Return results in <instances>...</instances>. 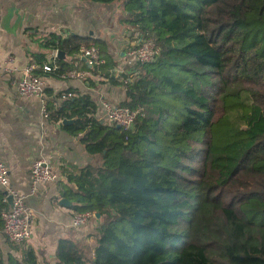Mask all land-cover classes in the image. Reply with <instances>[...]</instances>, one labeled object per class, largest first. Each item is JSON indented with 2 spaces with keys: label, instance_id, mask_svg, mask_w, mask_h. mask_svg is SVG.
Instances as JSON below:
<instances>
[{
  "label": "trees",
  "instance_id": "trees-1",
  "mask_svg": "<svg viewBox=\"0 0 264 264\" xmlns=\"http://www.w3.org/2000/svg\"><path fill=\"white\" fill-rule=\"evenodd\" d=\"M118 1L119 21L159 45L153 60L126 66L137 69L128 81L99 49L96 66L77 57L97 40L44 34L41 48L72 57L49 71L46 52L30 53L35 73L59 77L75 59L122 84L120 104L137 108L123 129L95 116L88 92L44 99L47 118H73L61 127L99 155L58 181L73 211L101 221L85 242L59 238L53 264H264V0ZM8 207L0 190V212ZM7 242L21 246L6 264H37L31 247Z\"/></svg>",
  "mask_w": 264,
  "mask_h": 264
},
{
  "label": "crops",
  "instance_id": "crops-1",
  "mask_svg": "<svg viewBox=\"0 0 264 264\" xmlns=\"http://www.w3.org/2000/svg\"><path fill=\"white\" fill-rule=\"evenodd\" d=\"M120 9L118 0H0V160L7 168L8 181L7 190L2 186L0 190L5 196L9 189L24 195L31 223V236L24 246L34 250L37 264L54 263L59 238L85 242L99 225L101 218L94 213L84 224L72 226L70 205L58 203L60 197H65L60 195L58 185L59 180L65 179L64 170L70 165L98 163L99 155L88 153L78 134L72 135L59 122L44 117L40 98L18 94L16 82L30 62L31 52L44 51L46 58L50 57L52 49L41 48L39 40L51 31L97 40L100 53L108 54L114 67L137 33L119 21ZM64 55V60L71 61V56ZM72 62L80 68L75 59ZM41 74L45 99L67 87L88 92L96 104L95 116L102 121L100 100L120 104L125 98L122 84L92 73L80 79ZM37 157L46 158L58 178L37 183L31 190L29 169ZM1 230L0 227V258L6 264L9 256H19L21 245L8 243Z\"/></svg>",
  "mask_w": 264,
  "mask_h": 264
},
{
  "label": "built area",
  "instance_id": "built-area-1",
  "mask_svg": "<svg viewBox=\"0 0 264 264\" xmlns=\"http://www.w3.org/2000/svg\"><path fill=\"white\" fill-rule=\"evenodd\" d=\"M159 53V45L150 36L135 35L131 45L124 49L121 61L110 70L113 77L126 82L129 80L132 72H137L134 69L128 72L127 67L138 66L145 62L153 60ZM56 49L51 50V55L48 62H44L41 67L44 71L54 69L57 65L55 62ZM77 57H83L87 67L96 66L103 59L99 56L98 48L92 42L88 45L81 44ZM34 63H27L23 69L21 76L16 82V91L23 96H36L41 100V113L47 117L43 92L44 78L42 74H37L33 71ZM90 73L88 68L72 67L62 72L61 78H84ZM129 74V76L127 75ZM103 121L112 125H118L123 129L132 127L134 118L137 113V108L121 105L109 100H100L99 103ZM58 178L56 171L52 169L50 162L43 157L35 158L29 169V180L31 190L34 189L37 183L55 181ZM7 168L0 160V186L7 190ZM7 194H11V206L1 210V228L5 238L15 244H21L28 241L31 236L30 213L25 208L23 198L24 195L9 189ZM93 212L89 210L73 211L70 218L72 226H80L84 224L89 217L93 216Z\"/></svg>",
  "mask_w": 264,
  "mask_h": 264
},
{
  "label": "water",
  "instance_id": "water-1",
  "mask_svg": "<svg viewBox=\"0 0 264 264\" xmlns=\"http://www.w3.org/2000/svg\"><path fill=\"white\" fill-rule=\"evenodd\" d=\"M56 56L59 57V58H62V59L65 58L64 52L62 50H59V49L56 50ZM81 59L83 61H85V59L83 57H81ZM72 121H73V118H62L60 120V124L61 125H65V124L71 123ZM115 127H118V125H115ZM5 200H6L7 204L9 206H11V194H6ZM58 203L59 204H63L65 206L71 205V202L68 199H66L65 197H60L59 200H58ZM95 215H98V213L95 212Z\"/></svg>",
  "mask_w": 264,
  "mask_h": 264
}]
</instances>
